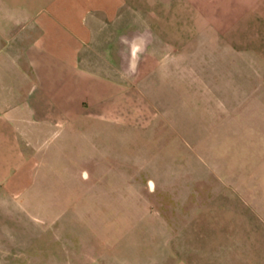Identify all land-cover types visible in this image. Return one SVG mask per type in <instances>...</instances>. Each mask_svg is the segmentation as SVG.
I'll use <instances>...</instances> for the list:
<instances>
[{"label": "crops", "instance_id": "obj_1", "mask_svg": "<svg viewBox=\"0 0 264 264\" xmlns=\"http://www.w3.org/2000/svg\"><path fill=\"white\" fill-rule=\"evenodd\" d=\"M178 81L202 103H251L264 139V0H0V189L54 172L83 125L124 127L126 104L162 103ZM57 217L63 248L32 244L28 264H105L82 214Z\"/></svg>", "mask_w": 264, "mask_h": 264}, {"label": "rangeland", "instance_id": "obj_2", "mask_svg": "<svg viewBox=\"0 0 264 264\" xmlns=\"http://www.w3.org/2000/svg\"><path fill=\"white\" fill-rule=\"evenodd\" d=\"M185 85L162 103L126 104L124 127L83 125L59 143L54 172L1 188L0 264H28L32 244L63 248L49 223L65 213L82 214V240L105 264H264V139L251 103L232 92L202 103Z\"/></svg>", "mask_w": 264, "mask_h": 264}]
</instances>
